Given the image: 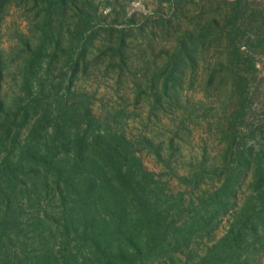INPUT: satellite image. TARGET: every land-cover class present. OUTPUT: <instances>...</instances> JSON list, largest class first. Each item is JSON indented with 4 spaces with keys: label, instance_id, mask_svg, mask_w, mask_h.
<instances>
[{
    "label": "rangeland",
    "instance_id": "374dc122",
    "mask_svg": "<svg viewBox=\"0 0 264 264\" xmlns=\"http://www.w3.org/2000/svg\"><path fill=\"white\" fill-rule=\"evenodd\" d=\"M173 1L94 0L89 19L86 0H0V98L5 112L31 108L22 139L35 109L87 106L89 132L124 135L169 193L200 211L214 208L212 194L235 174L228 211L196 241L200 254L247 200L264 196V0H248L236 22L233 0H182L177 10ZM7 151L0 145V158ZM29 228L10 242L0 226V264H24L26 238L34 256ZM257 248L256 264H264V246Z\"/></svg>",
    "mask_w": 264,
    "mask_h": 264
},
{
    "label": "trees",
    "instance_id": "16d2710c",
    "mask_svg": "<svg viewBox=\"0 0 264 264\" xmlns=\"http://www.w3.org/2000/svg\"><path fill=\"white\" fill-rule=\"evenodd\" d=\"M181 2L174 0L173 9ZM247 3L228 2L234 22ZM84 5L90 8L84 13L90 12V19L98 7L94 0ZM1 83L0 64V89ZM59 99L69 100L68 94ZM5 108L0 98V145L8 148L0 158V226L10 242L16 229L30 227L34 233L39 249L30 256L26 238L20 249L24 264H155L175 259L183 264H256L257 245L264 246V210L258 206L264 203L262 192L255 195L256 202L244 203L223 237L204 253L196 251L197 239L214 231L228 211L235 174L229 172L212 194L214 208L200 211L182 195L170 194L124 135L107 128L89 132L87 106L62 103L56 111L50 104L41 106L40 113L35 109L24 139L31 108ZM240 162L245 171L249 157L243 154ZM16 257L12 252L11 261Z\"/></svg>",
    "mask_w": 264,
    "mask_h": 264
}]
</instances>
